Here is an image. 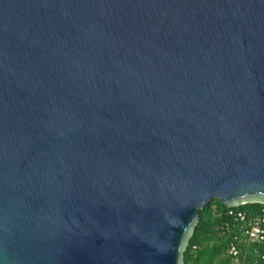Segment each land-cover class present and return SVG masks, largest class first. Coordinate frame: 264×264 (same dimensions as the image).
<instances>
[{"label": "water", "instance_id": "water-1", "mask_svg": "<svg viewBox=\"0 0 264 264\" xmlns=\"http://www.w3.org/2000/svg\"><path fill=\"white\" fill-rule=\"evenodd\" d=\"M214 200L264 204V0H0V264H185Z\"/></svg>", "mask_w": 264, "mask_h": 264}, {"label": "trees", "instance_id": "trees-1", "mask_svg": "<svg viewBox=\"0 0 264 264\" xmlns=\"http://www.w3.org/2000/svg\"><path fill=\"white\" fill-rule=\"evenodd\" d=\"M246 214L248 220L264 218V204L248 203L230 208L220 200H214L199 211L200 219L195 233L184 253L185 264H234L229 254L232 244L242 250L239 264H264V242H250L229 216V211ZM229 223L231 227H227Z\"/></svg>", "mask_w": 264, "mask_h": 264}, {"label": "built area", "instance_id": "built-area-1", "mask_svg": "<svg viewBox=\"0 0 264 264\" xmlns=\"http://www.w3.org/2000/svg\"><path fill=\"white\" fill-rule=\"evenodd\" d=\"M229 216L232 218V221H234V226L240 228L241 233L248 241L254 243L264 242V218L248 220L245 213L237 212L234 209L229 211ZM226 226L231 227L229 223H227ZM241 252L242 250L237 244L231 245L229 254L234 257V264H239L241 262Z\"/></svg>", "mask_w": 264, "mask_h": 264}]
</instances>
